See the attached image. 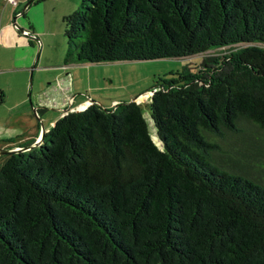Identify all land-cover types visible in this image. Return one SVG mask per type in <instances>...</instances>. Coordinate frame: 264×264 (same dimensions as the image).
Here are the masks:
<instances>
[{
  "label": "trees",
  "instance_id": "obj_1",
  "mask_svg": "<svg viewBox=\"0 0 264 264\" xmlns=\"http://www.w3.org/2000/svg\"><path fill=\"white\" fill-rule=\"evenodd\" d=\"M63 21L65 65L203 60L152 89L161 145L135 100L93 102L0 154V264H264V0H81Z\"/></svg>",
  "mask_w": 264,
  "mask_h": 264
},
{
  "label": "crops",
  "instance_id": "obj_2",
  "mask_svg": "<svg viewBox=\"0 0 264 264\" xmlns=\"http://www.w3.org/2000/svg\"><path fill=\"white\" fill-rule=\"evenodd\" d=\"M25 1L0 0V149L37 146L44 131L58 119H54L58 112L63 116L91 103L79 98L83 92H75V69L62 63L64 50L57 39L59 20L71 7H62L64 0H54L46 17L37 20L30 17L32 3L20 9ZM24 29L36 38L24 35ZM70 96H74L73 103L68 102ZM47 120L50 126L46 128Z\"/></svg>",
  "mask_w": 264,
  "mask_h": 264
},
{
  "label": "rangeland",
  "instance_id": "obj_3",
  "mask_svg": "<svg viewBox=\"0 0 264 264\" xmlns=\"http://www.w3.org/2000/svg\"><path fill=\"white\" fill-rule=\"evenodd\" d=\"M52 1L54 0L32 1V6L31 8H29V11H31L30 17L37 20L41 18L44 19L47 14V9L49 8ZM74 1L76 2V4L74 9H72V6H74ZM27 2L28 0H26L20 6V9L24 8ZM80 2L81 0H64V2L62 1L61 3L62 7H71V9H67L69 10L67 14H71L80 4ZM12 7L13 4L11 3V8ZM49 11L51 12V10ZM64 31V21L59 20V24L57 25V39L58 41L61 40V47L64 50L65 57L67 45ZM36 45L39 48L41 44L37 42ZM230 50L231 49L229 48H225L222 50L210 51L205 54L214 56L224 55ZM202 60L203 55L196 54L190 57H167L147 60H121L104 63L71 65L69 67L75 69V92H83L79 94V98L84 97L87 100H90L91 103L95 102L101 106H108L111 108H115L119 103L125 101L137 100L138 103L142 105L144 116L148 122L150 131L153 133L154 140L159 145H161V141L155 135V130L152 126L150 109L146 106L147 102L150 99V96L153 93L152 89L156 86L157 82L160 84L162 83L160 80L170 78L172 76V73L182 72L186 69L191 72L196 71L199 68ZM63 62L64 59L62 63ZM30 76L31 73L29 74V78ZM146 91L150 92L141 95ZM58 113V115L53 114L56 116L54 117V119L62 116L61 112ZM52 123L53 121L51 122V124ZM44 125L46 126V128L50 126V120L45 121ZM255 131V135L258 136V138L255 139L254 137H252V141L249 143L250 145H252V147H250L249 145V148H251L252 151L254 149L256 152H259L262 156V159L264 160V135L260 133V131Z\"/></svg>",
  "mask_w": 264,
  "mask_h": 264
},
{
  "label": "built area",
  "instance_id": "obj_4",
  "mask_svg": "<svg viewBox=\"0 0 264 264\" xmlns=\"http://www.w3.org/2000/svg\"><path fill=\"white\" fill-rule=\"evenodd\" d=\"M12 3L16 4L17 3V0H10ZM23 34L26 35V36H31L32 38H36L34 32H32L31 30L29 29H24L23 30ZM38 40V39H37ZM38 42L40 43V41L38 40ZM74 101V96H70L68 98V102L69 103H73Z\"/></svg>",
  "mask_w": 264,
  "mask_h": 264
},
{
  "label": "water",
  "instance_id": "obj_5",
  "mask_svg": "<svg viewBox=\"0 0 264 264\" xmlns=\"http://www.w3.org/2000/svg\"><path fill=\"white\" fill-rule=\"evenodd\" d=\"M33 0H28V2L26 3L25 7H27ZM41 143V141H39L37 143V145H39ZM31 147V146H30ZM30 147H25L23 149H0V154L2 153H7V152H15V151H18V150H26V149H29Z\"/></svg>",
  "mask_w": 264,
  "mask_h": 264
}]
</instances>
